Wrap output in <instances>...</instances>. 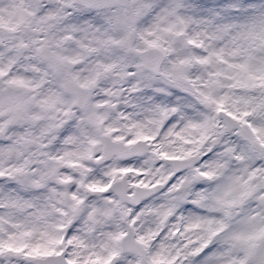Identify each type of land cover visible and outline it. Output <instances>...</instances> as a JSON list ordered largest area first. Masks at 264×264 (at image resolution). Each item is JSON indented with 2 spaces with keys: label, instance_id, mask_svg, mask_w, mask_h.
Masks as SVG:
<instances>
[{
  "label": "clouds",
  "instance_id": "9594fccd",
  "mask_svg": "<svg viewBox=\"0 0 264 264\" xmlns=\"http://www.w3.org/2000/svg\"><path fill=\"white\" fill-rule=\"evenodd\" d=\"M0 264H264V0H0Z\"/></svg>",
  "mask_w": 264,
  "mask_h": 264
}]
</instances>
